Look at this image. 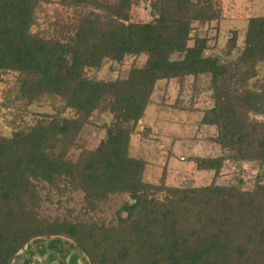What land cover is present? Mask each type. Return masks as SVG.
Listing matches in <instances>:
<instances>
[{
	"label": "trees",
	"instance_id": "obj_1",
	"mask_svg": "<svg viewBox=\"0 0 264 264\" xmlns=\"http://www.w3.org/2000/svg\"><path fill=\"white\" fill-rule=\"evenodd\" d=\"M60 12L38 23L41 8ZM151 19L138 22L137 9ZM222 0H0V83L16 75L25 106L58 101L53 114L0 136V264H12L31 240L72 242L88 264H264V15L250 17L243 35L233 30L220 51L198 27L220 22ZM209 51V52H208ZM144 57L123 78L98 79L106 61ZM208 77L212 106L200 124L230 156H193L208 185L176 187L143 181L146 162L129 155L130 140L157 82ZM54 105V104H52ZM53 107V106H52ZM69 110L70 117L64 112ZM104 137L81 141L91 116ZM227 161L243 173L256 166L252 188L241 178L216 181ZM76 181L85 202L124 201L116 222L43 220L28 205L37 184Z\"/></svg>",
	"mask_w": 264,
	"mask_h": 264
},
{
	"label": "rangeland",
	"instance_id": "obj_2",
	"mask_svg": "<svg viewBox=\"0 0 264 264\" xmlns=\"http://www.w3.org/2000/svg\"><path fill=\"white\" fill-rule=\"evenodd\" d=\"M59 8L54 4L41 8L37 17L38 23L42 24L50 20L55 12H60L65 18L66 12L62 9L58 11ZM137 14L138 22L146 23L151 19L148 7L143 5L137 9ZM262 15H264V0H222V18L217 23V27L216 23H212L198 27L197 30L210 39L211 49L217 52L222 50L231 32L236 30L240 34L238 44L241 47L247 20L250 17ZM144 60V57H127L121 64L106 61L96 77L103 80L123 78L131 66H140ZM208 83V77H200L195 86L192 78L186 79L182 84L176 80L157 82L150 104L135 133L131 136L129 146L131 157L142 158L146 162L144 182L157 184L163 168L166 167L167 183L171 186L208 185L212 181V173L197 171L189 158L213 157L220 154L230 156L217 144L209 141L215 136V130L200 124L202 111L212 106ZM15 98L16 75L11 74L5 76L0 83V136H9L18 125L32 124L34 120L32 113L53 114V108H62V104L58 101L52 103L51 100H43L40 103L25 106ZM64 115L70 117L72 114L66 110ZM253 118L264 121V115ZM110 121L111 117L105 111L95 112L90 118V124L82 129L80 140L86 141L87 146L92 148L104 137V132L98 128V125L108 124ZM256 173L257 168L252 164H244L241 174L236 165L227 161L216 182L224 185L241 178L246 183L245 187L250 189ZM72 181L73 184L70 185L66 179L59 180L53 186L37 184L36 197H33L28 205L43 220H98L106 225H113L117 220L116 210L124 198L113 196L106 202L91 205L84 201L76 181ZM39 239L47 238L31 240L19 251L16 261L20 255L24 254L28 264H36L35 261L39 264L41 259H47V261L57 259V255L59 262H62L61 256L64 253L58 251L52 244V246L47 243L34 244V242L43 241ZM27 246L31 247L27 248ZM43 249L45 251L41 254ZM77 250L88 263L86 257L78 248ZM64 262L66 263L65 259Z\"/></svg>",
	"mask_w": 264,
	"mask_h": 264
},
{
	"label": "crops",
	"instance_id": "obj_3",
	"mask_svg": "<svg viewBox=\"0 0 264 264\" xmlns=\"http://www.w3.org/2000/svg\"><path fill=\"white\" fill-rule=\"evenodd\" d=\"M39 240H43V241L34 242V244L41 245L42 243H47V244H50V246L54 245L58 251H60L61 253H64L63 256H61L62 262H59V256L57 255V259L54 258L48 261L47 259H41L39 260V264H88L83 259V257L80 256L79 251L77 250V248H75V245L66 239L59 238V237H53V238L39 239ZM58 245L60 247H58ZM29 247L31 246H27V248ZM44 251L45 249H43L42 252L40 253L43 254ZM64 259L66 260V263L64 262ZM27 262L28 261L25 260L24 254H22L19 256L17 261L16 259L14 260L13 264H28ZM35 263L38 264L37 261H35Z\"/></svg>",
	"mask_w": 264,
	"mask_h": 264
}]
</instances>
